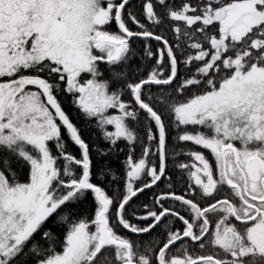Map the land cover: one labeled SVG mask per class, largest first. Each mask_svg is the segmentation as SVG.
Masks as SVG:
<instances>
[{"label": "snow or ice", "instance_id": "snow-or-ice-1", "mask_svg": "<svg viewBox=\"0 0 264 264\" xmlns=\"http://www.w3.org/2000/svg\"><path fill=\"white\" fill-rule=\"evenodd\" d=\"M0 264H264V0H0Z\"/></svg>", "mask_w": 264, "mask_h": 264}, {"label": "trees", "instance_id": "trees-1", "mask_svg": "<svg viewBox=\"0 0 264 264\" xmlns=\"http://www.w3.org/2000/svg\"><path fill=\"white\" fill-rule=\"evenodd\" d=\"M136 47H140L135 41L133 42ZM153 46H155V42H153ZM140 54L142 55V49L140 51ZM139 61V57L137 56L134 60H133V63H138ZM68 100L71 99V97H68L67 98ZM108 130H111V127L108 126ZM83 131V129H82ZM86 135L90 138H98V143L103 145L105 144L106 142L103 140V138L100 136L99 134V130L93 125H89L87 130H86ZM126 143V142H125ZM187 144H191V142H186ZM122 146V145H121ZM137 152H139V148L136 149ZM117 153H119V147L117 148ZM125 155H127V153L125 152L123 155H118V156H106L104 158V160H101L100 163H104L105 161L114 169V170H118L119 167H120V164L121 162L124 160V157ZM99 158L95 156V154L93 155V166H94V174H95V165H96V162ZM184 159V156L183 154H181L180 156L176 157V161H180V160H183ZM174 163L173 160H169V167L171 168L172 164ZM119 174V173H118ZM95 178V175L94 177ZM159 183V186L160 188L164 187V183L163 181L161 182H158ZM178 188L180 187L179 185H176ZM160 188H153L152 191H145V193L143 195L141 194H137V198L138 200H145L146 197H151L153 195V192L155 193H159V190Z\"/></svg>", "mask_w": 264, "mask_h": 264}]
</instances>
